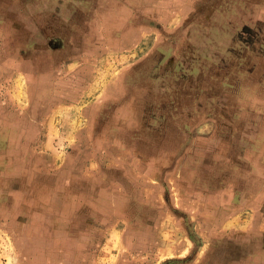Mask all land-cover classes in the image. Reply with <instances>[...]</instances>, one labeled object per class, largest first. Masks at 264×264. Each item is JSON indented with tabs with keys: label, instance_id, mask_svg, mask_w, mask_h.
<instances>
[{
	"label": "rangeland",
	"instance_id": "374dc122",
	"mask_svg": "<svg viewBox=\"0 0 264 264\" xmlns=\"http://www.w3.org/2000/svg\"><path fill=\"white\" fill-rule=\"evenodd\" d=\"M0 264H264V0H0Z\"/></svg>",
	"mask_w": 264,
	"mask_h": 264
}]
</instances>
